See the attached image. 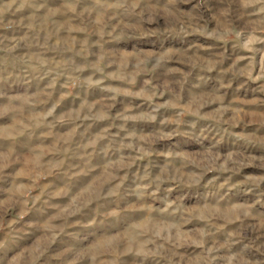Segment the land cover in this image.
I'll return each mask as SVG.
<instances>
[{
	"label": "rangeland",
	"instance_id": "1",
	"mask_svg": "<svg viewBox=\"0 0 264 264\" xmlns=\"http://www.w3.org/2000/svg\"><path fill=\"white\" fill-rule=\"evenodd\" d=\"M40 1L0 0V264H264V0Z\"/></svg>",
	"mask_w": 264,
	"mask_h": 264
},
{
	"label": "crops",
	"instance_id": "2",
	"mask_svg": "<svg viewBox=\"0 0 264 264\" xmlns=\"http://www.w3.org/2000/svg\"><path fill=\"white\" fill-rule=\"evenodd\" d=\"M70 0H41L40 3H42L41 7H47V8H52L54 6H57V4H61L60 6H62L63 8H67L69 5H65L63 3L69 2ZM30 6H36L33 4H30Z\"/></svg>",
	"mask_w": 264,
	"mask_h": 264
}]
</instances>
